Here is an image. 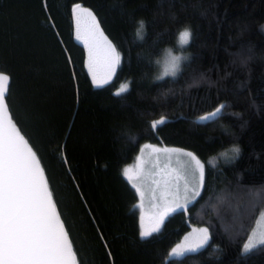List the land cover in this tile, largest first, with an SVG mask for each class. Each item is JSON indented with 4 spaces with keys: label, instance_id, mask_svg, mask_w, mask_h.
<instances>
[{
    "label": "trees",
    "instance_id": "16d2710c",
    "mask_svg": "<svg viewBox=\"0 0 264 264\" xmlns=\"http://www.w3.org/2000/svg\"><path fill=\"white\" fill-rule=\"evenodd\" d=\"M76 5L121 54L100 88L76 38ZM185 29L191 39L181 49ZM167 49L188 59L176 77L157 80ZM0 72L10 77V115L45 171L77 264H264V245L243 250L264 209V0H0ZM127 81L130 92L115 96ZM220 105L214 122L200 123ZM162 117L167 123L153 131ZM145 143L191 151L205 163V181L195 202L141 240L139 195L124 168ZM191 223L208 227V243L170 258Z\"/></svg>",
    "mask_w": 264,
    "mask_h": 264
},
{
    "label": "snow or ice",
    "instance_id": "6c2138e0",
    "mask_svg": "<svg viewBox=\"0 0 264 264\" xmlns=\"http://www.w3.org/2000/svg\"><path fill=\"white\" fill-rule=\"evenodd\" d=\"M77 9H80V5L75 6L74 13ZM85 16L90 23L81 31V21ZM76 22V38L82 40L88 49V68L92 75V83L97 88L103 87L109 83L120 65L121 54L104 36L91 11L80 9L76 14ZM144 27V22L141 21L136 32L140 40H143ZM190 39L191 33L188 29L180 32L177 39L179 48L183 49L188 45ZM187 59L188 57L173 55L172 49L165 50L163 71L156 79L176 77L180 71L181 61ZM9 81V75L0 72V264H77L76 253L57 210L45 171L36 152L10 115L6 102ZM130 83L131 81L122 84L114 95L122 97L123 94L130 92ZM224 107L220 105L213 112L202 116L200 123L214 122ZM166 123V119L162 117L153 121L150 127L155 131ZM231 152L238 156L239 148L234 147ZM183 155L189 158L191 191L189 192L187 187L189 181L185 178L184 203L180 202L181 197L177 189L172 201L164 206L151 223L146 225L141 217L139 231L141 240H147L158 233L166 216L178 210H186L187 206L201 195L204 188L205 165L192 152H184ZM64 162L66 163V160ZM124 174L127 175V171ZM208 239V229H200L198 235L191 239L186 237L184 245L172 249L171 255L185 256L196 252L204 247ZM257 245H264V235L257 239L250 238L243 250L247 253Z\"/></svg>",
    "mask_w": 264,
    "mask_h": 264
},
{
    "label": "rangeland",
    "instance_id": "374dc122",
    "mask_svg": "<svg viewBox=\"0 0 264 264\" xmlns=\"http://www.w3.org/2000/svg\"><path fill=\"white\" fill-rule=\"evenodd\" d=\"M80 9L88 10L81 6H80ZM80 9H77L76 13H74L75 22H76V14L80 12ZM87 23H90V21H88L87 17L85 16L84 19L81 21V31L84 30ZM99 27H100V24H99ZM76 28H77V22H76ZM100 30L103 32L101 27H100ZM104 36L107 37L105 34ZM80 42L83 43L82 40H80ZM87 53H88V49H87ZM172 53L173 55L185 57L183 52H175L174 50H172ZM164 59H165V55L162 57V60L160 61V69H161L160 74L163 71ZM181 66H182V63H181ZM87 67H88V63H87ZM166 77H171V76H166ZM127 82H124V83H127ZM165 149H167L168 151H164ZM156 150H159V151H156ZM175 150H179V151H175ZM184 152H191V151L184 150V149L177 148V147H169V146L162 145V144L145 143L142 146L135 161L125 166L124 173L125 171H127V175L125 174L124 175L131 182V184L134 186V188L136 189L139 195V200L137 201L135 207L139 211L140 223H141V217H143L144 223L146 225L151 223L156 217H158L159 213L163 210L164 206L167 203H170L172 201L175 193L177 192V189L179 190V194L181 197L180 202L184 203L183 196L185 192V178L189 181L187 185L189 192L191 191V188H192L191 167L189 166V158L183 155ZM197 158L199 159L198 156ZM214 161L215 160H213L212 162L214 163ZM201 163L205 165L203 161H201ZM137 189H139V191ZM141 193L143 195H141ZM248 196H249L250 202L253 200L252 204H254V202L259 203L257 201L260 199L259 194L252 192L250 190L248 191ZM197 198L198 197H196V199ZM221 198H223V196ZM189 199H191L190 196H189ZM196 199L193 202H195ZM239 210L240 209L236 208L234 212L235 214L234 217L237 219L238 217H240L239 215L241 214L240 213L241 210L240 211ZM224 226L229 231L232 232V226H229L227 224H225ZM205 228L208 229L207 226H202L200 224L194 225L193 223H191L190 229L185 233V235L181 238V240L172 247V249L176 248L179 245H184L186 243L185 241L186 237H189L191 239L192 237L199 234L200 229H205ZM208 235L210 239L209 229H208ZM262 235H264V209L261 210L260 215L258 216L256 225L254 229L252 230L246 243L249 241L250 238L257 239L261 237ZM206 244L204 246H206ZM172 249L170 250L169 257L170 258L180 257V256L171 255Z\"/></svg>",
    "mask_w": 264,
    "mask_h": 264
},
{
    "label": "bare ground",
    "instance_id": "6f19581e",
    "mask_svg": "<svg viewBox=\"0 0 264 264\" xmlns=\"http://www.w3.org/2000/svg\"><path fill=\"white\" fill-rule=\"evenodd\" d=\"M154 121H155V119H154ZM218 158V157H217ZM252 220V219H251Z\"/></svg>",
    "mask_w": 264,
    "mask_h": 264
},
{
    "label": "water",
    "instance_id": "95a60500",
    "mask_svg": "<svg viewBox=\"0 0 264 264\" xmlns=\"http://www.w3.org/2000/svg\"><path fill=\"white\" fill-rule=\"evenodd\" d=\"M7 95V94H6ZM38 158V157H37Z\"/></svg>",
    "mask_w": 264,
    "mask_h": 264
}]
</instances>
